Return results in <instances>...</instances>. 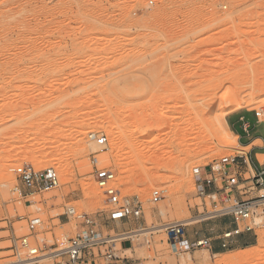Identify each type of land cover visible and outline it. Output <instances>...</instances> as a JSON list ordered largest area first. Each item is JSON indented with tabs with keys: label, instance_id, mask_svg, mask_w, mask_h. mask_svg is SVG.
<instances>
[{
	"label": "rangeland",
	"instance_id": "1",
	"mask_svg": "<svg viewBox=\"0 0 264 264\" xmlns=\"http://www.w3.org/2000/svg\"><path fill=\"white\" fill-rule=\"evenodd\" d=\"M224 118L237 145L219 140ZM91 133L108 145L92 150ZM263 145L264 0H0V238L12 227L29 235L27 220L38 217L40 246L63 249L80 228L66 213L74 208L108 239L147 231L114 243L124 264H264V230L248 234L251 247L235 238L221 255L176 254L163 230L216 211L199 197L200 170ZM96 152L122 199L142 207L139 219L109 220ZM29 164L54 168L60 186L16 194L13 170ZM229 223L207 218L186 225L187 236L219 237Z\"/></svg>",
	"mask_w": 264,
	"mask_h": 264
},
{
	"label": "built area",
	"instance_id": "2",
	"mask_svg": "<svg viewBox=\"0 0 264 264\" xmlns=\"http://www.w3.org/2000/svg\"><path fill=\"white\" fill-rule=\"evenodd\" d=\"M256 116L260 120L262 111H256ZM88 138L100 146L108 145V138L105 135L92 133ZM99 153L93 154L92 164L95 167L94 177L97 186L103 191L109 205V220L123 222L139 219L143 213L142 207L122 199L115 173L108 168L99 167L97 158ZM233 167H236L237 173H234ZM243 167L246 168L245 172L242 171ZM240 171L246 175L241 184L238 180V177H241ZM13 173L18 181L14 192L21 197L50 192L60 186L59 175L54 168L40 170L29 164L14 169ZM207 175L210 176L207 181L210 190L203 186L201 170L198 178L200 199L209 200L216 207V211H212L216 213L209 219L229 218L232 229L216 240L208 238L192 241L187 236L185 224H170L166 228V233L168 242L176 254L190 253L199 248L211 249L212 244L217 241L221 243L223 249H227L235 238L243 234L257 236L258 230H264V168L255 167L250 159L237 154L213 162L208 167ZM241 185L244 187L239 189V192L243 193L237 198L236 192ZM158 200V197L154 198V202ZM66 213L79 222L80 228L63 249L53 253L45 252V248L40 246L34 236L36 229L42 225V219L36 217L27 220L29 235L18 237L12 227L13 232L9 231V236L0 238L11 243L9 247H0V258L2 253L11 252L10 256L15 259L11 262L13 264H41L45 257L60 259L55 264H124L123 259L116 253L114 245L116 241L104 237L97 230L94 217L78 214L76 210L67 209Z\"/></svg>",
	"mask_w": 264,
	"mask_h": 264
},
{
	"label": "bare ground",
	"instance_id": "3",
	"mask_svg": "<svg viewBox=\"0 0 264 264\" xmlns=\"http://www.w3.org/2000/svg\"><path fill=\"white\" fill-rule=\"evenodd\" d=\"M40 19V17H37L36 19H35V24H38L41 20H39ZM128 65V62H126V61H123L122 62V64H121V66L122 67H126ZM197 95V94H196ZM196 97V96H195ZM194 97V99H196ZM193 99V100H194ZM202 100V99H201ZM201 100H199L198 98H197V100H195L196 102H198V101H201ZM199 112H201V114H202V117L203 118H205V119H207L208 118V115L210 114L209 112H206V111H204L203 109L202 110H200ZM221 128H222V131H221V135L219 136V140L222 142V143H224L225 144V146L226 147H230V146H234V145H237V143H238V136L234 133V132H232L230 129H229V126H228V123H227V120H226V118H224V119H222L221 120ZM84 134H85V132H84ZM92 134V133H91ZM188 135H186V137H187ZM79 138H81L80 140L83 142V140H84V136H82V135H80L79 136ZM192 140V137H191V134H190V136H188V141H191ZM85 141V140H84ZM82 142H81V144H82ZM257 142H259V141H257ZM89 143V145L88 146H90L91 148H92V150H96V151H101V150H103L104 148V146H100L97 142H95V141H91V142H88ZM261 143V142H260ZM85 144V143H84ZM86 144H87V142H86ZM98 146H97V145ZM258 159H260V162H262V163H264V155H262V156H258ZM16 162H18V161H16ZM200 173V172H199ZM65 183V182H64ZM70 210H75L74 208L73 209H70ZM216 212H210V213H208L210 216H200L199 218H186V219H184L183 221H181L180 223H183V224H185V225H191V224H194V223H197V222H199V221H203V220H206L207 218H210V217H212L214 214H215ZM168 227V226H167ZM167 227H164L163 228V230H166V228ZM148 233H147V231H140V232H131V233H128V234H123L122 236H119L117 239H114L115 241H123V240H125V239H133V238H135V237H137V236H139V235H147ZM116 238V237H115ZM44 260H47V259H49V257H45V258H43ZM10 264H13V263H10Z\"/></svg>",
	"mask_w": 264,
	"mask_h": 264
},
{
	"label": "crops",
	"instance_id": "4",
	"mask_svg": "<svg viewBox=\"0 0 264 264\" xmlns=\"http://www.w3.org/2000/svg\"><path fill=\"white\" fill-rule=\"evenodd\" d=\"M257 141H262L261 139L259 140H255V142ZM249 145V144H248ZM252 144H250L249 146H251ZM247 146V147H249ZM239 155H241L242 157H245L247 159H250L253 164L255 165V167L257 168H260V166L262 168H264V163H261L260 162V159H258V156H262L264 155V145L262 147H253V151H249V152H240ZM234 168V173H237V169L236 167H233ZM242 171L245 172L246 171V168H242ZM243 172H239V174L241 175V177H238V180L240 181L239 183H243L244 179L246 178V175L243 173ZM203 173H205L206 175V180H203V186L206 188V189H211V187L208 185V180L210 179V176H208V169H205V170H201V175L203 178ZM244 187V185H241L238 189H237V192H236V196L237 198L240 197L242 195L243 192H239V189H242ZM230 224V223H229ZM231 226V225H230ZM222 235H220L219 237H214V238H211L212 240H216L218 238H220ZM238 240H235V243L237 244H240V245H243L244 248H247V247H251L253 244H252V241L253 239L248 235V234H243L239 237H237ZM213 253H215L216 255H221L223 254V248L221 246V243L220 242H214L212 244V247L210 249Z\"/></svg>",
	"mask_w": 264,
	"mask_h": 264
},
{
	"label": "trees",
	"instance_id": "5",
	"mask_svg": "<svg viewBox=\"0 0 264 264\" xmlns=\"http://www.w3.org/2000/svg\"><path fill=\"white\" fill-rule=\"evenodd\" d=\"M240 134V133H239Z\"/></svg>",
	"mask_w": 264,
	"mask_h": 264
}]
</instances>
